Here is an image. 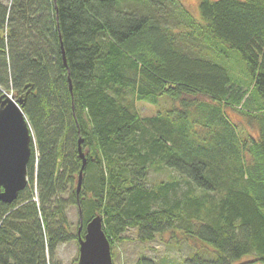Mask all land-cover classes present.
<instances>
[{
	"label": "trees",
	"instance_id": "obj_1",
	"mask_svg": "<svg viewBox=\"0 0 264 264\" xmlns=\"http://www.w3.org/2000/svg\"><path fill=\"white\" fill-rule=\"evenodd\" d=\"M198 4L195 17L177 0L0 1V88L31 90L34 136L28 186L0 202V264H59L79 242L68 192L111 244L171 232L194 249L181 264H264V0ZM162 97L166 113L137 111ZM151 168L177 177L149 188Z\"/></svg>",
	"mask_w": 264,
	"mask_h": 264
},
{
	"label": "rangeland",
	"instance_id": "obj_2",
	"mask_svg": "<svg viewBox=\"0 0 264 264\" xmlns=\"http://www.w3.org/2000/svg\"><path fill=\"white\" fill-rule=\"evenodd\" d=\"M5 5L9 6L12 0H0ZM183 7H185L195 17L199 16V0H177ZM238 54V53H237ZM234 58V73L236 75L242 74L244 69V62L238 55ZM239 58V60H238ZM241 76V75H240ZM1 89V88H0ZM3 90V89H2ZM6 91V90H4ZM188 100H192L187 98ZM176 104V103H175ZM174 102L167 97H162L158 100L157 105H152L146 102H137L136 109L142 117H154L160 112L166 113L173 107ZM179 107V105H177ZM229 117L239 125L240 129H250V124L245 121L241 116L232 110L228 111ZM256 133V131H253ZM36 159L38 160L39 154L36 153ZM171 177H177L176 173L166 169L151 168L147 177V186L149 188L154 185L166 182ZM90 182L86 180V185ZM77 188V183L75 184ZM84 190V189H83ZM71 193L68 192L63 195V200L66 202V216L68 219L70 231L77 235L81 223L79 208L73 203ZM86 232V226L81 232V237H84ZM181 237L171 232H166L163 235H157L152 242H142L139 239V233L136 229H128L121 234L118 240H114L112 245V256L114 264H137L141 258H148L154 260L156 264H181L193 253L194 249L188 243L182 241L178 243L174 238ZM198 248V249H197ZM195 248L196 250L203 249V247ZM200 251V252H201ZM79 259V242L78 240H72L68 243H64L58 246L56 250L55 261L59 264H77ZM252 259H243L238 264H254Z\"/></svg>",
	"mask_w": 264,
	"mask_h": 264
},
{
	"label": "water",
	"instance_id": "obj_3",
	"mask_svg": "<svg viewBox=\"0 0 264 264\" xmlns=\"http://www.w3.org/2000/svg\"><path fill=\"white\" fill-rule=\"evenodd\" d=\"M30 85L26 86L28 89ZM72 91V87H70ZM1 92V91H0ZM31 93L16 101L7 94L0 96V202L12 204L28 186V167L32 157L34 136L31 126L23 112L26 99ZM83 167L77 181V195L83 186V170L86 157L79 149ZM80 229L79 259L77 264H114L112 245L104 231L103 217L96 215L86 225L84 237L83 212L79 203Z\"/></svg>",
	"mask_w": 264,
	"mask_h": 264
},
{
	"label": "flooded vegetation",
	"instance_id": "obj_4",
	"mask_svg": "<svg viewBox=\"0 0 264 264\" xmlns=\"http://www.w3.org/2000/svg\"><path fill=\"white\" fill-rule=\"evenodd\" d=\"M2 95V93L0 92V96Z\"/></svg>",
	"mask_w": 264,
	"mask_h": 264
}]
</instances>
